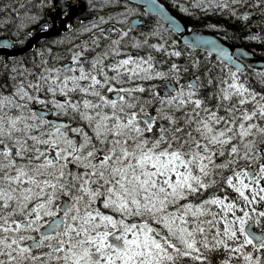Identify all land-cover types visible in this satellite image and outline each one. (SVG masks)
<instances>
[{
    "label": "snow or ice",
    "instance_id": "snow-or-ice-1",
    "mask_svg": "<svg viewBox=\"0 0 264 264\" xmlns=\"http://www.w3.org/2000/svg\"><path fill=\"white\" fill-rule=\"evenodd\" d=\"M119 2L105 0L107 4ZM123 3L118 13L92 17L87 27L77 18L81 26L75 30L81 33L113 16L117 20L116 26L107 24L99 29L100 35L91 37L96 46L101 36L107 41L103 50L91 57V67L86 69L80 61L81 52H72L70 63L41 68L27 87L17 81L10 93L0 92V264H176L180 257L212 264L201 247L218 251L221 246L226 257L218 264H232L229 258L233 256L242 257L239 264H264V230L256 232L249 227L264 225V209L250 207L264 202V123L260 122L264 121V93L247 88V77L241 81V64L239 58L233 59L235 53L215 41L200 44L204 38L198 34L188 42V54L192 55L193 48L206 49L209 67L221 69L215 80L207 70L203 83L195 75L200 57L186 60L187 66L173 62L167 69L154 70L152 55L127 53L120 45L138 26L130 17L139 9L129 0ZM233 3L242 6V0ZM262 5L264 0H253L247 6L264 15ZM82 6L81 0L17 5L29 10L17 12L16 44L26 47L29 40L48 33L57 34L52 44L63 43L66 37L71 40L72 17ZM88 6L102 8L104 3L88 0ZM214 6L228 8L227 3L216 5L215 0L179 4L185 13L191 7L211 11ZM145 8L157 13L159 19L144 33V40L133 36L132 46L142 48L148 37L159 36L163 42L148 47L180 57L183 53L171 39L179 25L155 0ZM230 12L241 19L253 14L236 8ZM165 18L171 32L160 22ZM30 26L21 37L19 33ZM247 38L264 42V34ZM89 47L84 42V48ZM8 51L0 48L5 66L9 64ZM31 51L39 55L50 49L41 44L40 48L33 45ZM108 57L115 62L106 64ZM22 60L23 56H16L11 61L13 68H24ZM189 68L191 79L177 88L172 81L180 82L181 73ZM106 69L113 74L109 76ZM259 75L264 77V69ZM124 76L129 81L159 78L160 83L147 85L149 95H137L144 92L143 83L119 89L110 83L124 84ZM82 80L88 83L81 84ZM45 86L46 98L32 94L33 89L39 93ZM205 87L210 89L206 97L201 95ZM105 88L109 92L115 89L116 94L109 98ZM161 88L163 94L157 90ZM77 92L80 96L72 99L71 94ZM57 93L63 98L57 99ZM213 98L215 105L208 102ZM49 102L53 115L69 119H46V110L30 106ZM247 102L253 104L251 110L244 107ZM153 104L155 114L145 107ZM137 105L138 111H127ZM221 109L225 115L219 114ZM225 154L217 163V157ZM229 168L225 183L235 189L243 205L226 195L209 194L199 203L188 199L217 185L220 181L213 177L224 179L223 170ZM246 189L251 196L246 195ZM211 205H219L223 214L218 215ZM209 214L210 219H201ZM189 215L193 219L189 220ZM205 225L215 228L210 237ZM246 245H251L252 251H246Z\"/></svg>",
    "mask_w": 264,
    "mask_h": 264
},
{
    "label": "trees",
    "instance_id": "trees-1",
    "mask_svg": "<svg viewBox=\"0 0 264 264\" xmlns=\"http://www.w3.org/2000/svg\"><path fill=\"white\" fill-rule=\"evenodd\" d=\"M34 2L35 1H33V0H0V37L5 36V35H9L12 37L16 36L15 27H16V23H17V12H20L22 14L24 11L28 10L26 8L18 9L17 5H21V4L27 5L29 3L33 4ZM198 2L199 3H207L208 0H198ZM184 3H191L192 4V0H186V1H184ZM221 3H227L228 8H218V7L214 6L211 11H206L205 13H202V15L199 14V16L201 18H194L192 16L193 14H188V15L184 14V16L194 26L204 28V29L223 32L226 35H228L230 37V39H232L233 42L244 44L249 49H251L254 53H257V54L264 56V42H262L259 39L253 41L250 39L248 40V38H247L250 36L251 33H249V31L252 28L257 29V32L254 33L257 36L264 34V23L260 22L261 20H264V15H262L260 13L258 8L253 9V8H250L247 6L249 4H252L253 0H246V2H243V0H242V6L239 8H237L236 4L233 3V0H215L216 5H219ZM179 4H181V3H178V5L176 7L173 6V9L175 11L181 12ZM262 6H264V5H262ZM232 8H236L237 12H242L244 10H247L249 12H252L253 14L247 19H241V18L233 17L231 15V12H230V9H232ZM195 9L196 10H203L201 7H195ZM4 17H9V19L7 21H5ZM207 18L209 19V21H207ZM19 20L21 22L23 21L22 15L19 17ZM253 21H255L256 23H253ZM209 25H217V27H209ZM23 31H26V29H24ZM178 44L184 46L185 49H187L186 47H188L187 45L182 44L179 40H178ZM169 47H171V46H169ZM187 50H189V49H187ZM137 51H139V50L134 49V50H131V52H129V53L131 55L135 56V55H137L136 54ZM191 51H193V53L196 54V55H193L194 57H200L202 59L201 64H200V70L195 73V75L201 77L200 82L203 83V78H204V74H205L206 70L215 80L217 73L220 72L221 69L219 67H215V68L209 67L207 60L204 58L207 55L206 53L199 51V50H194V49H192ZM148 52H150L154 58L151 61V63H153L154 70L167 69L168 66L173 62H175V63L178 62L181 66H187L186 60L192 59V56H189V59H187L186 57L185 58L181 57V56L180 57L169 56L166 52L158 51L155 49H150V50H148ZM50 53L51 52L48 53V56L50 55ZM28 55L33 56L31 58V60L29 61V63L31 62V64H34V63L38 62V60H42L43 58H45V56L47 54L42 53L40 55L39 59L37 58V55H35V53H33L32 51L29 52ZM211 57H212V59L216 58L215 56H211ZM159 59L161 61H164V63H160ZM203 59H205V60H203ZM29 63L27 65V67L29 66ZM219 63H220V61H217V64H219ZM87 68H88V66H87ZM12 69H13V66H12V63L10 60H9V64L7 66L4 65L3 61H0V91H5L6 88L9 86V73L12 71ZM189 71L192 73V70L190 68H189ZM245 73H247L248 75L243 76L244 72H242L240 75V79H241V81H244V77H247L246 87L254 90L257 93H264V77L259 75V71L248 69V70H246ZM30 76L32 77V75H30ZM169 78H171V77H169ZM140 82L146 83V85H145V89H146L147 85L156 84V83L160 82V80H159V78H151L149 80H132V81H130V84L132 85V84L140 83ZM206 89L207 90L205 91V93H202L203 90L201 91V95H205V97H206L207 91L210 90L208 88H206ZM136 94L137 95L138 94L146 95L145 92H143V93L138 92ZM257 99H259V96L257 97ZM234 100H235V98H233V101ZM208 102L212 105H215V98H213L212 100H210ZM231 106H232V103L230 102L229 107H231ZM189 107H191V105H189ZM244 107L251 110V108L253 107V104L251 102H247L244 105ZM105 110H111V109L109 108V109H105ZM147 110L152 111L155 114V105H149ZM127 111H138V110H134V109L128 110L127 109ZM236 111H240L239 106H237ZM176 114L179 115L180 113L177 112ZM219 114L225 115V111L223 109H221ZM238 122H239V120H237V123ZM260 122L264 123V121H260ZM140 123L142 124L143 122L140 121ZM69 134L71 135L70 130H69ZM226 156H227V154H225L224 157L218 156L217 157V163H219L221 159L226 158ZM228 170L229 169L223 170L224 179H222V180L219 177H215V176L213 177V179H217L220 181L217 185L210 186L208 189L204 190L203 192H197L195 195L189 196L188 199L193 200V202H195V203H199L200 200L205 199L209 194H216V195H220V196L226 195L227 199H229V200L232 199L233 201H236L239 204H241L243 202L242 198H238V193H236L235 189H233L230 185L225 183L227 175H228L227 174ZM216 171L219 172L221 170L217 169ZM262 183H264V181H262ZM217 189H220V191H217ZM245 192H246V195L251 196L250 190L246 189ZM183 202L184 201L182 200L181 203H183ZM252 206L257 207L258 209H264V202L255 203ZM262 226L264 227V225H262ZM229 243H231V242H229ZM245 250L246 251H252L251 245H246ZM203 253L210 257L212 264H218L219 260H222L226 257V250L222 246L219 248L218 251H208V252H203ZM229 259L232 261V264H239V262L242 260V257L233 256V257H230ZM176 264H207V261L201 262V261H195V260L191 259L190 257H180L179 259L176 260Z\"/></svg>",
    "mask_w": 264,
    "mask_h": 264
},
{
    "label": "flooded vegetation",
    "instance_id": "flooded-vegetation-1",
    "mask_svg": "<svg viewBox=\"0 0 264 264\" xmlns=\"http://www.w3.org/2000/svg\"><path fill=\"white\" fill-rule=\"evenodd\" d=\"M33 1L36 2L37 0H33ZM101 1H102V3H104V7H102V8H89V6H88V0H81L83 6L72 17V22H73V25H74V30L71 33V36H72V39L71 40H69L66 37L65 38V42L60 43V44H52L51 43V40L57 34L56 33H48L45 36H39V37H37L36 40H35V42L31 45V47H30L29 50H31V48H32L33 45H35L36 48H40L41 44H43L44 47L46 45H49L50 47L53 46L55 48L56 45H57V47L58 46L59 47L63 46L65 48L71 49V51H73L74 48L75 49H78V48L81 49V47L83 48L84 47V42H86L88 45H90V48H88L89 50H86V52H84L85 54H88L89 53L88 55H91L93 52H97L98 50L102 49L103 46H104V44L107 43V41L101 36L99 46H96V45H93V41H92L91 37L94 34L95 35H100L99 29L105 27V25H107V24H111L112 26H116L117 20L115 19V16H113L111 19H108V20H105L103 22L98 23L96 28L91 29L89 31L83 32L85 34H83V33L78 32V31L75 30L76 28H78V27L81 26V24L77 23V18H78L79 21L83 22V26L84 27H87L88 21H90L92 19V17H94V16H108L109 13H118L125 6L124 3H123V0H120L119 3H114V4H107V3H105V0H98V1L92 0V3L93 4H101ZM161 1H164V0H161ZM129 2L132 3L134 7H137L139 9V12L138 13L134 14L133 17H130V18H133V19H135L137 21V25L138 26L135 28L134 31H130V34L127 37L124 38L125 41H126L125 42L126 43L125 45L128 46V47H131L132 46V42H131L132 41V37L135 36V37H137L140 40H144L145 39L144 33H146L152 27V24L155 23L159 19V17L157 15H154L152 13H148V12L144 11L143 5L138 4L136 2H132V1H129ZM164 2L166 3V1H164ZM170 9L172 11H174L175 13H177L173 8H170ZM160 22H161V20H160ZM65 23H67V21ZM140 25H142V27ZM121 26L123 27L124 25L121 24ZM194 27H196V26H194ZM30 30H31V28H30ZM27 31H29L28 28H27ZM175 35H176L177 39L179 40L180 39L179 35L177 33H175ZM21 37H23V36H21ZM147 40H148V43H151V41H155V43H157L161 39H160L159 36H156V37H148ZM16 41H17V38L14 37L13 47L15 49L20 47L19 45L16 44ZM128 42L130 43V45H128L129 44ZM73 45H77L78 47H73ZM96 49H98V50L96 51ZM28 51H26L27 53L24 52L25 54L22 52L21 54L13 55L12 57L9 58V60L12 61V60L15 59L16 56H23V60L20 61V63H23L24 64V68H21L18 65L16 67H14V70H16L17 72L12 75V78H13L12 79V85L16 84V82L18 81L17 80V77H18L19 74H21L18 70H20V69H26L29 61L33 57L32 55L31 56L28 55V53L30 52V51L29 52ZM77 51L79 52V50H74L73 52H77ZM136 53H139V52H136ZM61 55L67 56L68 53L60 54V56ZM57 59L58 58L56 57V55H53V56H47V57L43 58V60H38L40 62V64L36 67L35 70H33V72L38 71V73H39L41 68H44V67H54V66H56V64L57 65H61V64H65V63H70L71 62V57H68V59H66L64 61H59ZM30 64H31V62L29 63V66H30ZM78 74H79V72H78ZM191 74H192L191 72L185 73L184 79L182 77L181 78V81L179 82V84L180 85L182 84V80L183 81L184 80L187 81V78ZM80 83L81 84H87L86 80H82V81H80ZM27 85H26V87H27ZM33 92H35L34 89L32 90V93ZM30 106L33 107V108H35V107H41V108L43 107V108H46L53 115V112H52L53 106L52 105L48 106V108H47V104L46 105H43V106H40V105H36V104L33 103ZM13 111L15 112L16 110L13 109ZM60 117H62V116H60ZM242 163H243V161H242ZM230 171H231V169L229 168V172ZM254 227L255 228H258L257 226H254ZM260 228H263V227H260Z\"/></svg>",
    "mask_w": 264,
    "mask_h": 264
},
{
    "label": "rangeland",
    "instance_id": "rangeland-1",
    "mask_svg": "<svg viewBox=\"0 0 264 264\" xmlns=\"http://www.w3.org/2000/svg\"><path fill=\"white\" fill-rule=\"evenodd\" d=\"M164 1H166V3H168L169 4V7L170 8H173V6H177L178 5V3H184V1H186V0H164ZM37 2V1H36ZM36 2H34L33 4H35ZM184 4H187V5H191V3H184ZM29 10V9H28ZM179 15H181V16H183L184 14L185 15H188V14H193L192 16L194 17V18H201L200 16H199V14L200 15H202V13H205L206 11L205 10H196L195 9V7H191L190 8V12L189 13H185V12H178V11H176ZM202 21V20H201ZM207 21H209V19L207 18ZM164 25V24H163ZM164 27L165 28H167L165 25H164ZM26 30H27V28H26ZM25 32L26 31H21L20 33H19V35L20 36H24L25 35ZM169 32H171V30L169 29ZM83 34H85V33H83ZM16 38H17V33H16V36H15ZM171 39L172 40H176L177 41V49L176 50H179V51H181L183 54L181 55V57H186L187 59H189V56H192V58L194 57L193 55H196L195 53H193V51H192V55H189L188 53H189V50H187V49H189V47H186L187 49H185V47L184 46H182V45H179L178 44V39L176 38V36H175V34H172V36H171ZM247 40V39H246ZM249 40V39H248ZM159 42H163V41H159ZM129 43V42H128ZM152 43H155V41H151V43H148V44H146V45H144L142 48H134L133 46H131V47H128V46H126L125 44L126 43H122L121 45H120V47L121 48H126L127 49V53H129V52H131V50H139V51H137V52H139V53H136L137 55H139V56H146L147 54H150L151 55V53L150 52H148V50H150V49H152V48H150V47H148V45H150V44H152ZM128 45H130V43L128 44ZM168 45L169 46H172V44H171V41H168ZM90 46V45H89ZM46 47V46H45ZM44 47V48H45ZM90 48V47H89ZM94 48V47H93ZM95 49V48H94ZM194 49V48H193ZM74 50H79V52H81L82 53V55L80 56V61L81 62H83V63H87V65H88V68L89 67H91V65H90V59H91V57L95 54V52H93L91 55H87V54H85L84 55V52H86V50H89V49H85L84 47L82 48L81 47V49L80 48H78V49H73V51ZM98 49H96V51H97ZM103 50V48L102 49H100V50H98V51H102ZM195 50V49H194ZM73 51H69V49H66V51H65V53H68L69 52V54L67 55V56H64V55H61V56H57L56 54L57 53H55V54H53L54 52L52 51L51 53H50V55L49 56H53V55H56V57L58 58L57 60H59V61H64V60H66V59H68V57H71V55H72V52ZM97 51V52H98ZM48 52L49 51H44L43 53H45V54H47L45 57H47L48 56ZM64 53V54H65ZM42 54V53H41ZM41 54H39V55H37V58L39 59L40 58V55ZM124 54H126V53H121V55H124ZM36 55V54H35ZM137 55H135V56H137ZM85 56H86V58H85ZM43 60V59H42ZM175 60V59H174ZM202 60V59H201ZM203 60H205V59H203ZM159 61H161L160 59H159ZM109 62H115L114 60H112V58L111 57H108V58H105V63L107 64V63H109ZM178 65H180L178 62H176ZM40 64V62L38 61V62H36V63H34V64H31L30 66H28L26 69H20V70H18L20 73H23V75H21V74H19L18 75V77H17V80L18 81H23L24 82V84H25V86L28 84V82H30L31 80H34V79H36L37 78V73H38V71H35V72H33V70H35L36 69V67L38 66ZM57 65V64H56ZM28 69H32V71L31 72H29L28 71ZM106 71L108 72V75L109 76H111L113 73H112V70L111 69H106ZM17 71L16 70H14V68L12 69V71L9 73V86L6 88V90L5 91H0V92H6V93H10L11 91H12V75L14 74V73H16ZM190 72V71H189ZM245 73V72H244ZM10 74H11V76H10ZM69 74H71V70L69 71ZM76 74L78 75V69L76 70ZM30 75H32V77L30 76ZM36 75V76H35ZM184 75H185V73H181V78L183 77V79H184ZM247 75V74H246ZM122 79L124 80V84H120V83H118V82H116V81H110V83H113V84H115V86L117 87V89H119V88H121V87H127V86H131V84H130V81L127 79V77L126 76H124V77H122ZM186 80H182V84L185 82ZM86 82L88 83V81L86 80ZM140 83H143L144 85H146V83H144V82H140ZM160 82H158V83H156L157 85L159 84ZM12 85V86H11ZM181 86V85H180ZM207 89L205 88V89H203V91H202V93H205V91H206ZM103 92H104V94L105 95H107V96H109V98H112L111 97V92H109L108 91V89L107 88H105L104 90H103ZM144 92L146 93V95H144V96H147V95H149V93H148V91H147V88L144 90ZM33 95H40V96H42V97H45L46 98V86H45V90L44 91H41V92H39V93H37L36 91L35 92H33L32 93ZM138 95H140V94H138ZM71 96H72V99H76L77 97H79L80 96V93L79 92H77V93H73V94H71ZM56 98L57 99H62L63 98V96L60 94V93H57L56 94ZM89 98L90 99H94V97H91V96H89ZM158 103V102H157ZM51 105V103L49 102L48 104H47V108H48V106H50ZM153 105H155V104H153ZM119 106V105H118ZM146 108H148L149 107V105H146L145 106ZM155 108H156V105H155ZM106 109H109V108H106ZM134 110H138L139 109V105H137V107L136 108H133ZM128 110H130V109H128ZM63 118H65L66 116H62ZM66 119H69L68 117H66ZM38 131V130H37ZM234 189V188H233ZM251 193V192H250ZM242 201V200H241ZM243 203L244 202H242L241 203V205H243ZM211 207V209L213 210V211H215L218 215H222L223 214V212H222V209L220 208V206L219 205H211L210 206ZM250 207H252V205H250ZM237 213H238V210H237ZM231 213H229V215H230ZM239 214V213H238ZM189 220H191V219H193V217H191V215H189L188 217H187ZM211 217H210V214L209 215H205V216H202L201 217V219H210ZM213 223H216L215 221L213 222ZM219 227H223V221H220L219 222ZM205 230H206V232L208 233V235H209V237L211 236V234L213 233V232H215V228H208L206 225H205ZM221 236H222V232H221ZM210 242H212L211 240H210ZM228 242H231V243H236V241H232V240H229ZM203 250H206L205 248H203V247H201V251H203Z\"/></svg>",
    "mask_w": 264,
    "mask_h": 264
},
{
    "label": "water",
    "instance_id": "water-1",
    "mask_svg": "<svg viewBox=\"0 0 264 264\" xmlns=\"http://www.w3.org/2000/svg\"><path fill=\"white\" fill-rule=\"evenodd\" d=\"M139 4H142L144 9L148 12L157 14L153 11H151L150 9L145 8V5L150 3L151 0H130ZM155 3L160 4L163 6L164 11L167 12L168 16L172 17L175 20V23L177 25H179V27L176 29L175 32L179 33L181 36V41L183 43H187L191 42L194 38V36L196 34H198L200 37L204 38L202 39L199 43L203 44V45H207L209 43H211L212 41H215L217 44H219L220 46L224 47L225 49H227L229 52L231 53H235V56L233 57L234 60H236L237 58H239V62L241 64V71H244L246 68H252V69H257V70H261L264 69V56L263 55H259L254 53L252 50H250L248 47L235 43L233 42L226 34L219 32V31H211V30H207V29H203V28H193L191 23L186 20L184 17H181L179 15H177L176 13L172 12L168 7H166L163 3H161L159 0H155ZM168 27V23L166 22V18L165 19H161ZM254 31V30H253ZM41 35H37L35 37V39L37 37H39ZM35 39H31L27 46L22 48L21 50L15 49L12 47L13 45V39L10 36H2L0 37V48H6L8 49V55H14L18 52H24L27 51L30 47L32 42ZM3 40H8L9 43L7 45L3 44L2 41ZM199 50H202L201 48H197ZM204 52H207L206 49L202 50ZM249 53L251 55H249ZM211 55H216L215 51L211 52ZM231 63V62H229ZM191 79V76L188 78V80ZM173 84L178 88V84L175 81H172ZM158 91L161 92V94H163V89H158ZM116 94L113 93V96ZM171 94V93H169ZM38 111H45V110H39ZM49 112L45 111V117H48ZM48 119H58V118H54V117H48ZM63 120V119H61ZM249 227L256 232H260L262 229H254L253 224L249 225Z\"/></svg>",
    "mask_w": 264,
    "mask_h": 264
},
{
    "label": "bare ground",
    "instance_id": "bare-ground-1",
    "mask_svg": "<svg viewBox=\"0 0 264 264\" xmlns=\"http://www.w3.org/2000/svg\"><path fill=\"white\" fill-rule=\"evenodd\" d=\"M96 1H98V0H96ZM130 1V0H129ZM161 3H163L166 7H168L169 8V4L168 3H165L164 1H161V0H159ZM133 2V1H132ZM100 3V2H99ZM101 3H102V1H101ZM139 4V3H138ZM142 5V4H141ZM86 9V8H85ZM143 9H144V7H143ZM144 11H146L145 9H144ZM146 12H148V11H146ZM148 13H151V12H148ZM152 14H154V13H152ZM154 15H157V14H154ZM158 16V15H157ZM179 16H181V15H179ZM181 17H184V16H181ZM184 18H186V17H184ZM161 22L167 27V25L161 20ZM30 28H31V26L28 28V30H30ZM168 28V27H167ZM253 29H255V28H252L250 31H249V33H251L252 34V30ZM27 31V30H26ZM175 34V33H174ZM36 40V39H35ZM35 40L32 42V44L35 42ZM30 41V40H29ZM182 43V42H181ZM31 44V45H32ZM182 44H185V45H187L188 46V44L187 43H182ZM51 45V44H50ZM22 48H24V47H19V48H17L18 50H21ZM45 49H50V51L49 52H54V54L55 53H57V55H59L60 56V54H64L65 53V51H66V49L67 48H65V47H63V46H61V47H57V45H56V47L54 48L53 46L52 47H50L49 45H46V47H45ZM195 50H198L197 48H194ZM48 52V53H49ZM22 52H18V53H16V54H14V55H17V54H21ZM68 54H69V52H68ZM89 54V53H88ZM87 54V55H88ZM84 55H85V53H84ZM13 55H8V58H10V57H12ZM85 58H86V56H85ZM84 66H85V68H87V63H84ZM246 72V71H245ZM188 73V72H187ZM36 76V75H35ZM158 90V89H157ZM35 109L37 110V109H39V110H46V111H49L48 109H46V108H41V107H35ZM65 120H67L66 118H64Z\"/></svg>",
    "mask_w": 264,
    "mask_h": 264
}]
</instances>
